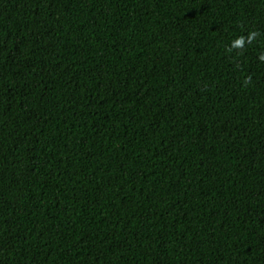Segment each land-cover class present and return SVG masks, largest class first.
<instances>
[{
	"label": "trees",
	"instance_id": "trees-1",
	"mask_svg": "<svg viewBox=\"0 0 264 264\" xmlns=\"http://www.w3.org/2000/svg\"><path fill=\"white\" fill-rule=\"evenodd\" d=\"M0 264H264V0H0Z\"/></svg>",
	"mask_w": 264,
	"mask_h": 264
}]
</instances>
